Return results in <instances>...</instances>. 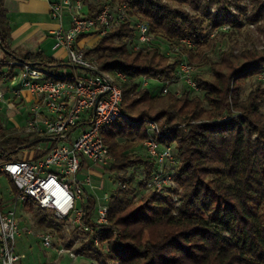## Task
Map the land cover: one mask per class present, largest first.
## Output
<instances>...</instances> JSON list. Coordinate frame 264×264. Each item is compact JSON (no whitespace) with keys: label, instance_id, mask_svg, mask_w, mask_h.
Returning <instances> with one entry per match:
<instances>
[{"label":"trees","instance_id":"trees-1","mask_svg":"<svg viewBox=\"0 0 264 264\" xmlns=\"http://www.w3.org/2000/svg\"><path fill=\"white\" fill-rule=\"evenodd\" d=\"M5 1L0 0V50L5 55L0 70L8 68L5 78L17 70L12 65L17 60L50 72L62 66L64 62L42 52L15 56ZM194 1L199 0H96L87 5L88 16L96 17L109 2L128 3L133 19L147 23L157 40L179 48L173 55L159 46L131 52L136 31L127 22L86 51L87 57H96L100 72L121 71L127 76L121 85L125 118L102 129L114 158L109 171L121 173V184L109 201L106 225L93 220L94 197L88 200L83 220L94 231L87 233L85 251L99 264H264V88L258 85L246 98L242 96L247 82L264 73V52L246 49L237 55L232 48L224 51L219 62L210 64L209 77L197 75L200 94L195 96L187 86L182 97L171 92L156 96L139 88L141 77L159 82L175 79L184 58L190 64L206 65L210 36L220 27L238 28L244 21L264 20V0H255L251 14L243 20L231 13L235 8L245 15L238 0H202L209 9L216 7L213 18L175 6ZM150 122L160 131L156 141L173 147L176 154V186L165 192L146 184L155 162L133 153L137 141L143 145L151 137ZM42 138L1 126L0 162L17 160L22 148H34ZM138 166L145 169L140 189L148 193L134 202L130 197L136 180L128 171ZM9 181L17 194L14 182ZM23 207L35 215L40 227L60 230L68 224L30 201ZM96 237L106 248L95 244Z\"/></svg>","mask_w":264,"mask_h":264},{"label":"built area","instance_id":"built-area-1","mask_svg":"<svg viewBox=\"0 0 264 264\" xmlns=\"http://www.w3.org/2000/svg\"><path fill=\"white\" fill-rule=\"evenodd\" d=\"M131 11L128 3L109 2L98 16L89 17L79 0H59L51 4L50 15L57 22L51 31L53 49L65 50L68 65L87 74L60 76L42 66L17 61L12 64L18 70L0 83L1 110L17 106L23 112L27 111V134L52 139L49 140L52 144L40 147V153L35 156L0 164V176L11 179L17 189V194L9 200L0 195V264H23L26 258L17 249V240L22 235L19 213L26 202L51 211L57 220L67 221L85 233L94 232L83 223L89 200L87 190L95 188L91 176L83 171L90 166L88 161L102 166H111L114 161L104 143L102 129L125 118L121 85L127 76L121 71L100 72L97 60L86 56L89 49L84 44L89 37L100 39L117 26L132 22L136 35L130 48L133 51L152 49L157 39L147 23L133 19ZM225 26L219 29L228 30L229 26ZM181 42L192 45L186 39ZM162 45L168 48V55L179 52L178 46ZM172 81L139 79L145 86L161 84L160 91L164 95L179 82L193 92H199L194 67L186 60L180 62L176 79ZM7 90L12 94L11 98L6 94ZM149 127L151 137L143 146L156 169L146 184L149 189L163 192L164 188L176 186V154L173 147L156 141L155 137L160 135L158 126L150 122ZM79 129L81 132L76 135ZM110 197L106 194L108 203H99L95 209L93 220L99 226L108 223ZM27 233L31 234V230ZM39 237L45 249L53 248L55 236L52 232H43ZM94 242L100 245L99 238L96 237ZM57 252L61 256L75 257L73 252L64 249Z\"/></svg>","mask_w":264,"mask_h":264},{"label":"rangeland","instance_id":"rangeland-1","mask_svg":"<svg viewBox=\"0 0 264 264\" xmlns=\"http://www.w3.org/2000/svg\"><path fill=\"white\" fill-rule=\"evenodd\" d=\"M81 1L85 8H87L88 3L96 2V0H87L85 3L84 0ZM240 3V6L242 8V13L245 15L241 16V11L237 10L235 8L231 9L232 14L240 18V20H243L245 17H247L249 14H251L252 9L254 8L255 0H238ZM33 4L36 5V9L30 10L31 12L23 11L22 17L23 20L26 21V24L30 27L28 28V31H32L33 29L37 30L38 34L36 35L38 41L39 39H42L43 41H47L45 43L44 52L48 53L50 56V52L48 51V42L49 36L47 30L43 28L42 24L46 22H51L52 24H57L55 20L52 19V16L48 12V0H37L33 1ZM176 7H179L181 9H184L188 11L191 14H198L202 15L203 13L206 14L208 17L213 18V16L216 15V7L212 6L211 9L207 6V3H204V1H194L192 4H176ZM15 18H13L14 20ZM66 20H69V17L66 16ZM229 26L228 30H220L214 31L213 34H211L210 38L213 39L209 42V47L207 49V55L208 60L206 61V65H200V63H193L191 64L194 67L195 70V78L197 75H202L204 77H209L210 74V64L214 62H219L221 60L222 54L224 51H227L229 49H233L234 54L240 55L243 51L246 49H253L257 52L262 51L264 52V20L259 21L258 23H249L247 21L242 22V25L238 28H233L230 24H226L225 27ZM228 28V27H227ZM39 30V31H38ZM132 39V38H131ZM130 39V41H131ZM99 40L97 36L91 37V39H88V41H85L84 44L86 49H91L94 47L95 43ZM128 41V42H130ZM35 42V39L30 41L27 44V47H33ZM133 42V39L132 41ZM167 42L165 40H157L156 46L162 47L161 51L168 53V48L166 45ZM50 46V45H49ZM131 52L133 50L130 48ZM166 49V50H165ZM92 58L94 55L91 56ZM66 58V57H65ZM183 60H186L188 63L189 60L187 58H184ZM14 65V64H12ZM8 68H3L0 70V83H4L3 80L5 76L7 75ZM51 71L55 73L56 75L60 76H70L72 73L74 74H87L84 70L74 68L73 66L68 65L67 62H64L62 66L51 68ZM152 79V78H149ZM176 79V78H175ZM173 79V81L175 80ZM157 81V80H156ZM172 81V80H171ZM172 81V82H173ZM176 82V81H175ZM261 86V88H264V73L254 77L253 79L249 80L247 84L243 88L242 96L246 98L249 93L257 86ZM139 88L148 90L150 94L152 95H160L161 94V84H154L150 86H145L142 83L139 82ZM186 85H184L182 82H179L173 86L170 87V92L178 97H182ZM6 94L9 96V98L12 97V94L10 92H6ZM197 94H200L199 92L195 93L192 92L191 96H195ZM2 106L0 105V127L3 128H10L11 130H15L19 133L27 134L26 129V117H27V111L23 112L17 106L12 107L10 109L1 110ZM14 108V109H13ZM263 113H264V105H263ZM150 128V127H148ZM81 132V129H79L75 134ZM125 140H120L121 143H123ZM52 142L46 141L39 143L38 146L34 148H23L20 150L18 159H26L27 156H35L40 153V147L49 146ZM136 147L133 150V153L135 156H141L146 157L148 156L146 149L142 145V143H139L138 141L135 143ZM149 157V156H148ZM17 159V160H18ZM4 162H0L2 164ZM89 163V164H88ZM87 166L83 174H87L91 176L92 179V185L95 187L94 189L88 188L87 194L90 197H94L96 199L97 204H107L108 202L105 200V195L108 194L112 197L113 194L116 193V189L120 186L121 181L119 179L120 174H114L109 171L111 166H102V165H94L91 164L88 161ZM1 174V173H0ZM128 175H132L135 177V185H134V193L131 195V199L134 202H138L141 200L148 192L144 189H140V182L144 180L145 176V169L144 167H134L131 168L128 171ZM145 180H147L145 178ZM124 184V183H123ZM125 186H127L125 184ZM168 191L167 188H164L163 192ZM14 194L12 187L10 185V181L8 177L1 175L0 176V195H3L5 197V200H9L12 195ZM110 197V198H111ZM175 198H178L175 196ZM97 207V205H96ZM95 213V212H94ZM20 225L22 229V235L17 240V249L20 250L22 253L25 254L26 259L23 260V264H99V262L93 258L90 257L89 253L85 251V249L88 247V237L87 233L83 232L79 227L73 225V224H65L61 226L60 230L57 229H48L44 227H40L36 222V217L33 213L27 212L24 208H21L20 213ZM94 217V214H93ZM28 230H31V234H28ZM50 231L55 236V241L53 248L51 249H45L42 246V242L40 239V234L43 232ZM103 246L106 248V245H98ZM58 249H64L66 251H71L74 253L75 257H69V256H61L58 254Z\"/></svg>","mask_w":264,"mask_h":264},{"label":"crops","instance_id":"crops-1","mask_svg":"<svg viewBox=\"0 0 264 264\" xmlns=\"http://www.w3.org/2000/svg\"><path fill=\"white\" fill-rule=\"evenodd\" d=\"M33 1L37 0H6L5 1V8L8 12V18L9 22L12 27V44H11V50H13L15 56L17 57H23L24 55L28 53H37L42 52L45 57H49L52 59H55L59 62H68L67 60V52L63 49L60 50H54V38L51 35V31L56 27V24H52L51 22H46L42 24L43 28L47 30L48 36H49V42H48V51L50 52V56L48 53L44 52V46L47 41H43L42 39H39L38 41L36 35L38 34L37 30L33 29L32 31H28L29 25L26 24V21L23 20L22 13L23 11H29L36 9V5L33 4ZM43 1V0H41ZM59 0H48V12L50 14V6L51 4L57 2ZM13 18H15L13 20ZM39 31V30H38ZM35 39V42L33 47H27V44ZM91 39V37L87 38ZM50 45V46H49ZM4 52L0 50V61L4 59ZM66 57V58H65ZM17 60V59H16ZM18 61V60H17ZM18 70V67H17ZM16 70V71H17ZM15 71V72H16ZM74 74V73H72ZM78 74V73H77ZM20 253H22L20 250H18ZM24 254V253H22ZM25 255V254H24ZM26 259V258H25ZM24 259V260H25Z\"/></svg>","mask_w":264,"mask_h":264},{"label":"water","instance_id":"water-1","mask_svg":"<svg viewBox=\"0 0 264 264\" xmlns=\"http://www.w3.org/2000/svg\"><path fill=\"white\" fill-rule=\"evenodd\" d=\"M94 72L98 74L97 71H94ZM49 140H52V139H51V138H42V139L40 140V142L49 141Z\"/></svg>","mask_w":264,"mask_h":264}]
</instances>
